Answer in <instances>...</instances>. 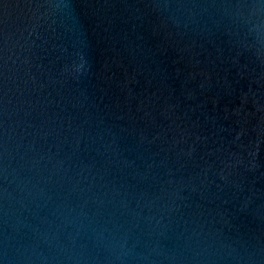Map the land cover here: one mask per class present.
Instances as JSON below:
<instances>
[{
	"label": "water",
	"instance_id": "obj_1",
	"mask_svg": "<svg viewBox=\"0 0 264 264\" xmlns=\"http://www.w3.org/2000/svg\"><path fill=\"white\" fill-rule=\"evenodd\" d=\"M0 264H264V0H0Z\"/></svg>",
	"mask_w": 264,
	"mask_h": 264
}]
</instances>
